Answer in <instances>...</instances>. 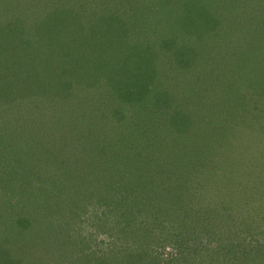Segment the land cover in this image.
Returning a JSON list of instances; mask_svg holds the SVG:
<instances>
[{
  "label": "rangeland",
  "instance_id": "obj_1",
  "mask_svg": "<svg viewBox=\"0 0 264 264\" xmlns=\"http://www.w3.org/2000/svg\"><path fill=\"white\" fill-rule=\"evenodd\" d=\"M261 5L264 0H0V22H5L0 26V39L14 42L16 50L10 51L9 55H18L14 64L13 59L4 68L0 63V95H6L0 96L1 166L9 161L15 150L24 149L16 144L25 141L30 146L25 149L29 150L31 143L36 144L32 136L38 135L37 131L49 136L54 126L41 122L36 127V122L29 117L30 111L41 113L36 102L33 103L38 99L35 93L32 96L33 91L28 87L22 89L20 86L24 84L19 86V82L30 84L29 70L32 75L40 77L46 72L42 63L25 54L23 47L30 49L34 44L35 50L41 54H49L56 60H71L80 59L74 48L78 40L81 41L79 54L82 61L74 62L72 66V75L76 74L78 81L72 92L76 98L88 99V106L92 109L103 111L108 101L115 104L122 101L121 96L108 99L111 95L103 91L105 76L100 71L107 61L117 65L124 52L103 43L102 39L106 41L108 37V40L126 38L128 42L132 38V43L142 46L148 55L154 49L163 50L155 64L169 79L159 91L163 88L172 91L171 98L162 99L157 95L152 103L144 100L150 105L157 104L158 111L167 103L160 114L162 121L167 123L156 122L148 114L141 120L146 121L142 124L148 131H153V146L145 163L151 171L149 191L160 202V207L155 208L150 216L143 211V222L139 226L148 230V234H137L134 229L129 232L130 228L138 229L132 222L128 223V230L120 229L123 226L120 218H113L114 223L110 221L107 223L109 228L103 229L102 216L106 205L90 203L85 196L77 195L74 199L71 194L60 191L58 206L46 200L50 196L45 195L43 199L35 196L33 199L43 202L36 204L37 211L27 207L20 214L15 209L18 204L29 206L31 202L15 196L7 204L8 197L0 198L2 219L13 216L11 237L17 230L26 238L31 234L28 228L18 227L15 217L42 222L38 216L46 215L44 222L48 223L49 229L43 234L46 235L44 242L37 245L41 253L38 264H102L104 252L114 249H122L123 259L129 260L128 264H134L133 259L138 264H242L240 249L244 246H239L246 243L259 246V256L264 258V6L261 9ZM214 6L213 14L220 17L217 24L209 19L211 15L207 14L205 19L206 7L211 10ZM12 11L16 14L10 18ZM32 21V25L24 24ZM37 22L45 28L38 30ZM188 23L191 25L189 31L185 29ZM9 25L15 30L12 37L5 35V28ZM100 29L104 32L100 33ZM236 37L242 41L238 45L229 44ZM168 41H173V45L168 47ZM6 44L9 42H4ZM116 53L117 61L113 59ZM183 55L186 58L183 59ZM111 66L108 65L110 70ZM91 70L93 74L89 77L87 73ZM12 76L17 77L15 88V82L10 80ZM155 80L159 85L160 77ZM89 82L92 86L87 85ZM176 83L180 85L175 90ZM158 87H155L156 93ZM119 89L120 94L125 92L124 86ZM39 90L41 98L52 96L48 85ZM8 91L12 93L7 95ZM61 95L56 92L54 98L60 99ZM52 101L55 102L51 100L46 105L53 106ZM123 104L125 111H131L130 105ZM40 106L44 108L41 103ZM19 117L27 124L22 123L19 127ZM96 121L98 125L103 124ZM132 122L123 128L130 131ZM48 128L51 129L48 131ZM19 130L21 137L16 138V143L15 138L7 139L20 133ZM172 138L177 142L178 151L185 154L190 151L189 159L178 171L174 167L181 153L173 154L177 150L171 149ZM238 145L247 146V157L241 158L244 150ZM34 150L37 152V145ZM160 150L163 155L158 158ZM206 150L208 162L203 164L197 158ZM22 158L13 161L15 164L19 162L17 165L21 168L24 166L20 162ZM66 159L69 162V157ZM39 166L45 173L39 181L54 176L52 169L47 170V165L39 163ZM58 176L60 182L61 174ZM48 187L51 196L57 194L55 186L51 188L49 183ZM172 196L173 208L164 201ZM74 207L78 208L75 210ZM144 220H148L146 227ZM10 228L8 226V230ZM8 230L0 233V239L6 237ZM229 243H233L232 248L226 246ZM22 250L12 252L17 264L20 261L26 263ZM234 256H237L235 261L231 259ZM124 260L120 259V263L125 264ZM251 264H264V259H252Z\"/></svg>",
  "mask_w": 264,
  "mask_h": 264
},
{
  "label": "trees",
  "instance_id": "obj_2",
  "mask_svg": "<svg viewBox=\"0 0 264 264\" xmlns=\"http://www.w3.org/2000/svg\"><path fill=\"white\" fill-rule=\"evenodd\" d=\"M263 6L264 5H261V9ZM215 9L216 6H214L213 9L211 8V10H208L206 7L205 19L207 14L211 15L209 19L217 24L220 21V17L216 18L213 14ZM15 14L16 12L14 11L10 12V18H12ZM4 23L5 22H0V26H3ZM32 23L33 21L30 23L24 22L27 26L32 25ZM35 24L37 25L38 30L45 28V25L41 26L38 22ZM190 26V23H188L185 29L189 31L188 28ZM5 30V35L9 37L15 35L13 26L11 27L9 25L5 28ZM99 32L102 33L104 30L100 29ZM209 36H212V34H209ZM109 38L110 37H108V39ZM108 39H106V41L102 39L103 43H107L108 46H112L116 48V50H124V52L123 56L120 55L118 61L115 59L118 53L114 56L113 59L117 61V65L113 64L111 59L109 61L112 64H108V61L105 62L106 68L104 67V69L102 68L103 70L100 71L102 76H105V86L103 91L104 93L107 92L106 94L111 95L108 96V99L113 98V100H115V98L121 96L122 101L118 103L115 101L117 104H115L114 101H108L106 103L107 107H105L103 111L100 109H92L88 106V99L84 98L82 100L76 98L72 92V89L78 83L75 79L76 74L72 75V72H74L72 66L74 65V62L80 60L82 61L79 54V50L82 48L81 44H83L81 41L78 40L77 43L76 40H74V42L77 43L74 48V52L77 51L80 59L71 60H56L49 54H41L39 50H35L36 47L33 46L34 44L30 49L27 48L28 50L26 47H23V50H26L25 54H30L31 58L42 63V66H44L43 71L46 72L44 77H40L38 74L32 75V70H29L28 78L30 80V84H34L33 86L19 82V86L21 83L24 84L20 86L22 89H24V87H28L29 90L33 91L32 96H34L35 93V97L38 99L33 103L36 102L35 105L36 107H39V112L41 113L37 114L30 111L29 114L31 115L29 117L36 122V127L41 125V122H49L51 127L52 125L54 126L52 129L48 128V131L51 129L50 131L52 133L49 134V136H47L46 133L37 131L39 134H34L32 136V141H36V144L31 143V148L29 150L25 149V147H30L25 143V141L16 144L19 145L18 147L24 149L19 152L15 150V152L9 156L10 162L7 161L3 166H1L2 159L0 157V198L8 197L6 203L8 200H11V197L15 196L22 197L25 201L31 202V205L29 206L18 204L15 209L18 210V214H20L27 207L35 208V211H37L36 204L43 203L37 199H43L45 195L46 197L50 196L46 200L54 203L56 206H58V198L61 197V194H59L60 191H62V194H71V198L74 199L77 195L81 196V198L85 196L88 200H91L90 203L94 202L93 204L95 205H106L103 210L104 216H102L104 217L103 229L109 228L107 223L110 221H112L113 224L114 219L120 218V221L123 223V226L120 229L128 230V227L130 226L128 223L132 222L137 225L138 229L130 228L129 232L131 229H134L137 234L140 232L148 234V230L145 231L144 228L141 229L139 226L141 222H143V211H147V215L150 216L154 213L155 208L160 207V202H158L157 199H154L149 191L148 178L151 175V171L148 163H145L149 150L153 146V131H148L147 126L142 124V122L145 123L146 121L141 120H143L144 116L148 114L153 118V120L155 119L156 122H160L161 120L162 124L167 123V121L163 122L160 116L162 109L164 110L167 103L161 105L158 111V105L155 103H153L154 105H150L149 102L152 103V100H156L157 95L158 98L161 97L162 99L171 98L172 91L166 90L165 88L159 91V89L164 87L165 84H168L169 79H167V77L165 78V72H160L161 68L155 64L158 62V58L164 53L163 50H155L153 47L149 46L148 48H153L154 52L148 55L145 54V50H142V46L132 43V38L129 42L126 38L125 40ZM0 41L3 42L0 43V63L2 62V68H4L6 64L10 63L9 60L13 59V64L14 62H17L16 60H18V55H9L10 51L16 50L14 42L2 39H0ZM241 41L242 40H238V37H236V39L229 44L238 45ZM4 42H9V44H6L7 46H5ZM173 43V41H168L166 45L169 47L170 45H173ZM122 44H124V46L121 48ZM19 50H21V47ZM199 54H201V52ZM20 55H22V51L20 52ZM184 58H186V55H183V59ZM108 65H112L111 70L108 68ZM130 69L131 72H129ZM92 74V70L87 73L89 77H91ZM159 77L161 80L158 85L159 81L157 82L155 79L159 80ZM163 78H165L164 81ZM114 79L116 82H112ZM10 80L15 82V84L13 83V87H17V77L12 76L10 77ZM154 81H156L155 87L159 86L157 93L155 91L156 88L153 87ZM177 83L176 86H173L175 90L177 86L180 85ZM45 85H48V88L52 91V96L41 98L42 93L39 88L45 87ZM80 85L81 84H78L77 86ZM87 85L92 86V83L89 82ZM123 86L125 88V92L120 94L119 87ZM58 87L60 89L56 91ZM34 88H37L38 91H34ZM56 92H61V94H63L61 96L63 97L55 99L54 94ZM11 93L12 92L8 91L6 94L9 95ZM0 96L3 97L6 95L2 94ZM126 97L129 98L126 99ZM16 98L18 100L20 99V97ZM145 99L151 101H144ZM51 100H55L57 104L52 101L53 106H51V104L46 105V102H50ZM40 103L43 104V106L44 104L46 106H44V108H40ZM123 103L127 106L130 105L131 111H125L121 105ZM78 104H82V106H77ZM77 107H80V109L78 110ZM108 107L111 109H109V112L107 111ZM33 110L35 111V109ZM1 113L3 114V111ZM157 114H159V116ZM20 119V117L17 119L19 121L17 124L19 127L22 123L27 124V121H20ZM96 120L103 122V124L101 123L98 125ZM120 120H124L128 123L123 124ZM132 121H134V124ZM136 121L140 122L136 123ZM130 122H132L130 124L132 126L131 130L129 131L124 129L123 127L127 126ZM170 125L173 126V124ZM148 127L151 128L150 126ZM18 132H20V130ZM19 134H21V132L15 135H10L7 139L15 138L14 141L16 143V138L21 137ZM172 140H174V138H172ZM246 143L248 146V142ZM176 144L177 142L174 140V144H172L171 147L172 150H177ZM36 145L37 152L34 150ZM238 146H241L244 150L241 154V158L245 156L247 157L249 155L247 146ZM15 148L17 147L15 146L14 149ZM24 150H26V152H24ZM176 153H181L180 157L176 158L174 167V169L178 171L184 167L183 163L189 159L187 155L190 154V151L188 153L186 152V154L178 150L173 152V154ZM207 153L208 151L206 150L197 158L198 160H201L203 164L208 162L205 158V156H208ZM19 154H21V156H16ZM162 155L163 151L160 150L157 157L160 158ZM22 156L23 158L20 162H22L24 166L21 168L17 165L19 162L15 164L13 161ZM66 157H69V162ZM168 158V161L171 162L172 157L169 156ZM182 158H185L183 162H181ZM146 161H148V159ZM160 162L163 163L161 159ZM39 163L47 165L48 171H51L52 169L54 176L50 175V179L48 176L45 177L47 181H39L43 179V176L45 175V173L41 171L43 167L41 168ZM35 168H38V170ZM58 174H61L62 179L60 182L57 181L60 179ZM49 183L51 184V188L53 186L56 187L58 191L57 194L51 196L52 193H49L51 191H49L50 188L48 187ZM59 183L61 185L57 187ZM35 196L40 198L33 199ZM173 198L174 196L164 201L169 203L171 206V204L173 205L174 203ZM72 204L75 205L76 203ZM139 206L144 207V209H140ZM136 207H138L139 210H137ZM75 208L76 207H74V209ZM171 208H173V206H171ZM94 210L96 209H93V211ZM10 216L6 217V219H2L3 214H0V226L3 228L2 229L0 227V233L3 230H8V226H11L6 234V237L4 239H0V264H17L18 262L14 260L16 258L12 257V252L14 253V250L19 248L23 249L21 253L23 254V260L26 262L24 264H38V258L41 253L37 249V245L44 242L42 240H44L46 235L43 234L46 233L45 230L49 229L47 225L48 223L44 222L46 221V215L38 216L37 219L42 222H35L33 220H29L27 217L21 219H16V217L14 218V221L19 228H28L31 233L29 238L28 236L26 238L25 236L20 235L22 232L19 233L17 229H15L17 231L14 232V236L11 237V232L14 230V223L13 216ZM33 218L35 219L36 216ZM147 221L148 220H144L143 225H145V227L148 223ZM98 224L100 225V223ZM223 224L226 226L227 222ZM226 246L232 248L233 243H229ZM242 246H244L242 250L240 249L242 264H251L252 259H264L263 256H259V246L248 245L246 243V245H240L239 247ZM123 257H125V255L122 254V249H114L109 252H104L101 262L102 264H116L118 261V263L121 264L120 259L124 260ZM236 258L237 256H234L231 259L235 261ZM128 262L129 260L125 261V264H128ZM132 262H134V264H138L136 259H133ZM22 263L23 262L20 261V264Z\"/></svg>",
  "mask_w": 264,
  "mask_h": 264
}]
</instances>
